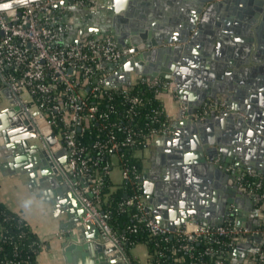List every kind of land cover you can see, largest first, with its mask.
I'll list each match as a JSON object with an SVG mask.
<instances>
[{
	"label": "water",
	"instance_id": "obj_1",
	"mask_svg": "<svg viewBox=\"0 0 264 264\" xmlns=\"http://www.w3.org/2000/svg\"><path fill=\"white\" fill-rule=\"evenodd\" d=\"M31 1L35 0H3L0 10L20 7ZM71 1L60 0L56 4L66 5L65 21H70L69 9L86 5L108 7L112 11L107 33L113 35L119 48L128 52L122 64L109 76L112 86L130 84L132 72L151 77L160 75L174 79L190 113L211 99L225 101L222 111L214 110L204 118L181 116L175 119L170 126L172 133L157 137V141L165 140L170 145H177L182 134L190 139L183 157L180 150L171 149L168 162L170 166L183 164L182 176L170 166H151L142 175L150 208L163 225L174 230L191 216L215 224L211 217L197 209L200 197L196 193L205 195L212 189L226 195L227 202H234L236 193H243L245 188L238 187L237 177L226 171L224 165L236 162L261 168L259 162L253 161V149L242 145L252 143L257 148L264 143V0H171L178 4L174 5L177 14L169 25L158 21L144 22L136 18L139 15L130 18L132 13L127 11L133 10L136 0H105L98 6L78 5ZM130 54L133 55L128 57ZM251 61L258 65L242 67ZM108 65L114 67L113 63ZM209 68L213 71L209 72ZM248 69L249 73L252 71L250 76L257 73L258 80L247 76ZM244 80L249 84L243 83ZM9 114H14L16 127L9 124ZM42 132L53 150L61 146L52 126H43ZM36 137L19 106L0 111V160L7 154L14 160L22 155L41 153L49 164V168L37 171L38 176L32 179L33 182L50 171H58L48 149L38 144L30 145L29 139ZM192 168L193 171L196 168L197 174L192 175ZM259 170L264 172V168ZM191 190H196L195 195L189 192ZM190 194L198 201L196 208L187 203ZM67 200L78 208L80 219L84 211L80 197L69 188ZM241 222L242 217H238L237 224ZM91 226L99 228L91 224L87 227ZM75 240L81 241L80 236L67 237L64 242L67 250L83 248V243ZM122 250L117 251L119 257L105 259L99 264H126Z\"/></svg>",
	"mask_w": 264,
	"mask_h": 264
},
{
	"label": "built area",
	"instance_id": "obj_2",
	"mask_svg": "<svg viewBox=\"0 0 264 264\" xmlns=\"http://www.w3.org/2000/svg\"><path fill=\"white\" fill-rule=\"evenodd\" d=\"M58 1L60 0H35L20 7L0 10V97L6 91L11 93L13 103L20 107L28 119V125L36 132L43 147L48 149L55 167L64 173L69 188L80 197L84 211L77 224L84 227L89 224L98 226L117 248H124L126 236L113 228L110 210L100 207L107 194L103 192L105 177L110 176L114 167H119L121 181L130 183L131 187V193L120 202L121 209L135 208L138 220L145 222L152 237L167 239L169 235L177 236L184 241L180 247L192 251L196 241L226 243L233 247L238 236L264 233V225L260 229L251 230L238 225L231 218L211 224L191 217L174 230L155 218L144 191L143 172L137 165L125 163L122 149L137 141V123L132 124L131 120L143 96L132 91L133 84L144 79L157 93L163 90L176 93V83L173 78L136 73L130 84L119 87L109 84V76L122 64V59L128 52L118 47L110 33L103 36L89 34L76 41L63 43V35L68 31V25L63 19L66 5L57 6ZM94 1L72 0L71 3L84 5ZM109 62L114 64L113 68L108 65ZM101 88L110 89L106 93L111 98L116 92L120 93L128 103L125 113L127 122H114L115 126L122 125L126 136L121 139L115 131L110 130L106 137L97 139L92 146H88L78 139V132L86 128L84 121L93 122L109 116V112L102 110L98 102L89 99V92L95 93ZM224 103V100H210L191 113L183 103L181 116L204 118L214 110L222 111ZM167 119L168 122L164 123L162 129H154L143 135L154 139L163 133H170L168 114ZM45 125L52 126L56 131L61 142L59 148L64 150L63 160L58 159L56 150L47 142L42 132ZM94 148L99 149L100 153L96 157L92 156ZM142 148L137 149L135 155L141 157L139 151ZM105 155L109 157L105 158ZM98 164H101L100 168L97 167ZM224 168L234 173L240 187L254 194L259 208L264 212V203L259 202L264 199V192L257 191L264 183V173L233 162L227 163ZM4 215V219L15 217ZM17 222L19 225L24 223L22 217ZM3 228L0 225V229ZM24 233L26 231H22ZM156 250L162 253L159 249ZM204 253L211 258H195L188 264H226L227 257L222 248L206 246ZM150 255L149 247V257ZM254 264H264V250L257 253Z\"/></svg>",
	"mask_w": 264,
	"mask_h": 264
},
{
	"label": "crops",
	"instance_id": "obj_3",
	"mask_svg": "<svg viewBox=\"0 0 264 264\" xmlns=\"http://www.w3.org/2000/svg\"><path fill=\"white\" fill-rule=\"evenodd\" d=\"M104 1L95 0L89 4L98 6ZM170 1L136 0L132 7L133 10L127 12L128 14L132 13V15H129L130 18L139 15L140 17L136 18L142 19L144 22L158 21L162 25H169L177 14L175 6L178 4L177 2L173 4V1H171L172 3ZM111 13L112 11L110 12L108 7L101 9L99 7H87L86 5L74 10L69 9L68 17L70 21L66 20L68 31L63 35V43L76 41L89 34L103 36L109 31V24L112 21ZM141 15L143 16L141 17ZM164 16H166L165 19H163ZM63 17L65 16L63 15ZM215 18L219 20L217 15ZM252 65H258V63L251 61L249 64H243L242 67L247 69V67ZM208 71L211 72L213 70L209 68ZM247 73H249V69ZM250 73L247 76L252 77L255 81L258 80L257 73L254 76H250ZM135 74V72H132L131 78ZM243 83L249 84L246 80ZM258 91L260 92L261 89ZM0 99V111L17 106L13 103L9 91H6ZM163 100L171 125L175 119L181 117L184 102L177 88L176 93L165 91ZM258 105L262 106V104ZM14 123V114H9V124L16 127ZM182 135L178 139L177 145H174V143L170 145L165 140L157 141L158 136H156L149 145L142 148L139 151L143 165L142 172L144 173L151 166L169 167L171 149L180 150L183 157L188 150L186 145L190 143V139L184 134ZM29 142L31 146L38 144L43 148L42 142L37 137L30 138ZM229 145L233 146L234 144ZM242 146L253 149V161L259 162L260 167L264 168V143H260L257 148L252 143ZM189 150H192L190 146ZM55 154L58 159H64L65 155L62 148H58ZM182 165L177 163L170 167H175L176 172L182 176L184 172ZM46 168H49V164L41 153L22 155L14 160L7 154L4 155V160H0V202L10 209L23 214L32 230L41 239L42 246L38 251L36 264H83L84 262L85 264H99L100 261L105 259L119 257L117 253L120 249L99 228L92 226L79 227L77 224L79 210L76 206L69 204L67 200L69 186L63 172L50 171L49 174L42 175L39 180L33 182L32 179L38 176L37 171H43ZM253 168L259 173H264L260 172L259 169L261 168ZM195 169L194 171L193 168L191 169L192 175L197 174ZM110 178L115 183L121 181L119 167L112 169ZM235 182L238 185L237 180ZM238 187L240 186L238 185ZM189 192L195 195L196 190ZM196 195L198 198L200 197V205L197 207L198 201L194 200L195 196L193 198L190 194V198L187 199L189 206L202 210L215 223H220L229 218L237 223L238 217H242L241 224H238L242 227L252 230L260 229L264 225V212L259 208L254 194L247 189H244L243 193L237 192L234 202H227L226 195H220L212 189H209L205 195L198 193ZM191 217L194 218L195 216ZM198 221L203 222L200 219ZM73 235L80 236L81 241H75L83 243L82 249L67 250V244L64 242L68 236ZM260 250H264L263 232L238 236L227 256L226 264H254L257 253ZM121 254L126 260V264L131 263V257L141 264L149 262V246L146 242H140L132 246L130 254L123 248Z\"/></svg>",
	"mask_w": 264,
	"mask_h": 264
},
{
	"label": "trees",
	"instance_id": "obj_4",
	"mask_svg": "<svg viewBox=\"0 0 264 264\" xmlns=\"http://www.w3.org/2000/svg\"><path fill=\"white\" fill-rule=\"evenodd\" d=\"M106 90L109 91L110 89L101 88L95 93L89 92V99L92 102H98L102 110L109 112V116L101 118L98 121H84L86 128L78 132V139L88 146H92L95 140L106 137L110 130L115 131L121 139H124L126 136L122 125L115 126L114 122L121 120L123 121L122 124L127 122L125 113L128 103L120 93L116 92L111 98L106 93ZM132 91L143 96L131 120L132 124L137 123V141L133 145L124 146L122 151L125 155V163L130 166L137 165L139 170L142 171L141 157L135 155V151L149 145L153 140L152 138H146L143 135L144 133L147 135L154 129L160 130L163 128L164 123L168 122L163 100V93L165 91L157 93L155 88L148 85L144 79H141L136 85L133 84ZM99 154V149H92V156L96 157ZM108 157L109 155H105V158ZM100 166L101 164L97 165L98 168ZM257 191L258 193L264 192V183ZM103 192L107 194L104 201L100 203V207L104 210H110V223L113 228L118 233L126 236L123 242L125 250L130 254L132 246L140 242H146L150 247L151 253L147 264H188L195 260V258L210 259L211 256L204 253L206 246L222 248L226 257L232 249L226 243L196 241L195 249L189 251L180 247V244L184 241L177 236L169 235L167 239L152 237L145 222L138 220L135 208L121 209L120 202L131 193L130 183L125 181L115 183L107 175L105 177ZM259 202L264 203V199H260ZM4 214L15 215V217L4 219ZM20 217H22L24 222L21 225L17 222ZM0 225L4 226L3 230L0 229V264H19L20 262L34 264L42 241L32 230L24 215L0 202ZM22 231H26V233L22 234ZM157 242L158 245L156 246ZM156 249H159L162 253H159ZM12 260L14 262H10ZM131 264L141 263L133 260L131 257Z\"/></svg>",
	"mask_w": 264,
	"mask_h": 264
},
{
	"label": "rangeland",
	"instance_id": "obj_5",
	"mask_svg": "<svg viewBox=\"0 0 264 264\" xmlns=\"http://www.w3.org/2000/svg\"><path fill=\"white\" fill-rule=\"evenodd\" d=\"M1 99H2V98H1ZM1 99H0V100H1Z\"/></svg>",
	"mask_w": 264,
	"mask_h": 264
}]
</instances>
